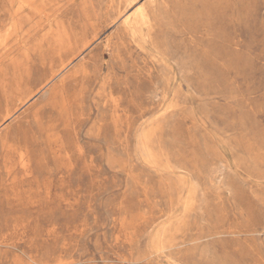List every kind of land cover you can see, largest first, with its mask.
<instances>
[{"label": "rangeland", "instance_id": "rangeland-1", "mask_svg": "<svg viewBox=\"0 0 264 264\" xmlns=\"http://www.w3.org/2000/svg\"><path fill=\"white\" fill-rule=\"evenodd\" d=\"M0 264H264V0H0Z\"/></svg>", "mask_w": 264, "mask_h": 264}]
</instances>
